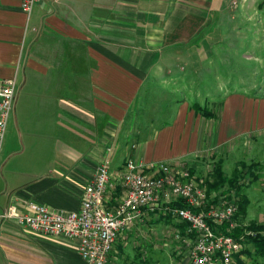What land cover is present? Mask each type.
I'll list each match as a JSON object with an SVG mask.
<instances>
[{"label": "crops", "instance_id": "1", "mask_svg": "<svg viewBox=\"0 0 264 264\" xmlns=\"http://www.w3.org/2000/svg\"><path fill=\"white\" fill-rule=\"evenodd\" d=\"M234 2L42 0L27 14L22 0H0V81L16 80L10 116L28 150L27 169L13 168L0 185V213L11 205L26 211L27 202L77 212L87 185L106 161L115 172L128 160L186 162L194 168L196 146L208 128L203 120H216L218 133L208 137L220 136L221 142L264 128V98L236 90L223 97L217 117L196 114L184 99L174 105L170 124L139 145L130 142V135L119 134L122 124H135L132 115L142 109L149 82L162 83L188 70L177 79L182 85L175 93L183 92L186 77L196 76L213 60L222 43L218 37H224L228 17L234 15ZM239 3L241 20L249 23L256 16L255 27L264 34V0ZM117 137L121 147L114 145ZM121 197L118 182L109 208ZM161 214L148 212L120 235L108 264H131L153 243L156 250L168 247L169 235L161 225L169 219ZM178 223L177 247L189 259L188 225ZM78 244L9 221L0 227V264H87ZM244 249L254 253L250 245ZM240 257L241 262L251 258Z\"/></svg>", "mask_w": 264, "mask_h": 264}, {"label": "rangeland", "instance_id": "2", "mask_svg": "<svg viewBox=\"0 0 264 264\" xmlns=\"http://www.w3.org/2000/svg\"><path fill=\"white\" fill-rule=\"evenodd\" d=\"M239 1L236 0L232 7V9L235 8L233 17H228L226 34L224 37L222 35L218 37L222 43L218 44L213 60H207L202 69L196 72V76L190 74L185 76L183 92L179 90V93H175V90L181 87L182 84L177 79H181L182 75L188 71L186 69L179 74H169L173 78L162 83L149 82L148 94L142 97L144 104L142 109L132 115V120L133 118L136 120L135 124L132 125L133 121L122 124L119 127L120 135H126V137L130 135V142L137 145L148 140L161 127L170 124L174 116V105L184 99H187L191 105L199 104L207 107L217 117L218 113L220 114L222 99L227 93L238 90L252 97L264 98V34L259 33L255 27L256 16H251L248 19L249 23L246 18L244 21L241 20L236 12L240 11ZM225 37L229 40V47L223 42ZM215 121L203 120V124H206L208 128L206 127L205 134L201 135L202 139L196 146L194 168L189 167L188 163L186 166L193 176H196L197 182H203L207 195L205 201L209 206L213 207L223 198L230 197L237 203L236 215H238L239 205L242 204L243 209L237 220L235 219L237 223L235 230L240 226L264 225V128L254 129L248 135L228 142H221L220 136H216L214 140L208 137L214 130L218 133V123ZM215 125L217 130L213 129ZM124 140L122 137V141ZM120 142L119 139L114 145ZM128 146L130 144H126V147ZM118 147H121V143ZM27 154L28 150L22 140L21 128L18 127L12 114L8 121L1 156V186L5 183L7 172L13 168L24 167ZM26 169L27 167H24L21 170ZM119 170L117 172L121 173ZM236 175L242 176L237 182L240 188L239 195L229 183L218 191L211 190L212 184L218 183L219 179L229 180ZM168 219L167 225H161L166 230L165 234L169 235V241H166L168 247L156 250V243L152 244L149 240L152 244L151 249L139 252L140 257L131 264L191 263L188 258L186 259L184 252H179L180 245L177 247L180 242L178 236L181 235L179 228L182 226L174 225L179 224L174 217L168 216ZM250 249L254 250L251 245ZM242 264H264V259L255 257L252 253V257L246 258Z\"/></svg>", "mask_w": 264, "mask_h": 264}, {"label": "built area", "instance_id": "3", "mask_svg": "<svg viewBox=\"0 0 264 264\" xmlns=\"http://www.w3.org/2000/svg\"><path fill=\"white\" fill-rule=\"evenodd\" d=\"M41 1L22 0L23 11L30 14ZM16 99V80H1L0 165L8 121ZM120 170L121 173H116L108 161L104 162L87 185L81 209L77 212L53 211L35 202H27L26 211L11 205L0 213V227L15 221L34 233L78 241L79 253L87 264H108L120 235L144 220L148 212H161L188 225L187 234L191 239L186 243L190 247L189 261L192 264L236 262V257L244 249V243L232 236L237 225L236 201L223 198L217 205L209 206L205 201L207 195L203 182H197L186 162L144 166L127 161ZM118 182L122 197L118 205L110 209L108 205L118 189ZM178 200H183L187 207L173 209L172 203ZM224 226L225 230L222 229Z\"/></svg>", "mask_w": 264, "mask_h": 264}, {"label": "trees", "instance_id": "4", "mask_svg": "<svg viewBox=\"0 0 264 264\" xmlns=\"http://www.w3.org/2000/svg\"><path fill=\"white\" fill-rule=\"evenodd\" d=\"M193 109L195 110L196 114H200L201 116H203L206 119L216 117V116H214L213 113H211V111L207 107H202L199 104H194ZM249 170H251V169H249ZM249 170L247 172H249ZM241 177L242 176L236 175L229 180L221 178V179H219L218 183L215 182L214 184H212L213 186H211V184H210L211 190L218 191L221 188L225 187V185L227 183H229L233 187L232 189H236L235 191L239 195L240 188H239V185L237 182H238V180L239 181L241 180ZM228 196H230V195L228 194ZM171 207L173 209H175V208H179V209L182 208L183 209V208H186L187 206L183 200H178V201L172 203ZM242 209L243 208H242V204H241V205H239V211H238L239 213H238V215L235 216L236 220H237V218L240 214V211ZM196 211H198V210H195V212ZM225 226H228V225L225 224ZM225 226L222 227L223 230H225ZM232 236L235 237L236 240L244 243L245 247L247 245H251L254 249L253 254L255 255V257H261L264 259V225L252 224V225H249L247 227L240 226L232 233ZM243 254L247 255L248 257H252V252L249 251L248 249H244L242 251V253L236 257V261L240 262V264H242V262L240 260V258H241L240 256H242Z\"/></svg>", "mask_w": 264, "mask_h": 264}]
</instances>
